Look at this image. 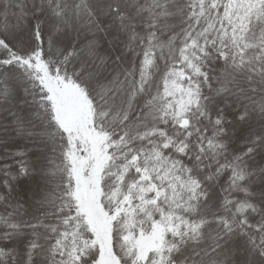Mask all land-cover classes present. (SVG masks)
<instances>
[{
	"label": "snow or ice",
	"instance_id": "1",
	"mask_svg": "<svg viewBox=\"0 0 264 264\" xmlns=\"http://www.w3.org/2000/svg\"><path fill=\"white\" fill-rule=\"evenodd\" d=\"M0 264H264V0H0Z\"/></svg>",
	"mask_w": 264,
	"mask_h": 264
}]
</instances>
